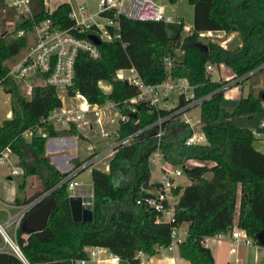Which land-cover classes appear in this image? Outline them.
Wrapping results in <instances>:
<instances>
[{
	"label": "trees",
	"instance_id": "16d2710c",
	"mask_svg": "<svg viewBox=\"0 0 264 264\" xmlns=\"http://www.w3.org/2000/svg\"><path fill=\"white\" fill-rule=\"evenodd\" d=\"M177 0H169L175 3ZM193 6L191 31L169 36L163 21L137 20L119 16L120 41H101L100 56L91 58L79 51L74 63L73 84L67 95H84L91 103L112 100L120 112L128 114L119 121L116 140L132 136L130 142L115 146L107 172L92 168L93 200L91 221L75 222L71 218L69 193L65 178L69 171H59L45 152L48 138L64 135L81 137L75 126L54 129L46 119L61 107L58 90L51 85L35 84L30 96H21L18 83L7 76V61L28 44V34L35 24L49 19L52 26L68 29L71 6L63 2L55 9H46L43 0H30L31 16L20 17L12 36L0 31V87L11 95V118L0 124V149L10 146L23 170L19 189L37 180L41 189L33 195L16 200L25 204L53 188L49 197L55 207L44 229L26 233L22 222L16 228L15 241L29 264H72L86 257L87 246H102L129 264H141L138 251L152 256L171 241L174 226L186 224V236L178 244L179 255L191 264H216L211 251L202 244L204 237L223 234L233 229L235 218L239 229L246 231L258 244L256 235L264 229V153L253 146L252 130L240 127L233 116L253 117L263 108L261 90L242 96L235 108H222L225 86L229 81H214L208 64H225L232 68L235 84L250 72L264 65V0H188ZM16 11L0 0V28L12 21ZM24 30L26 34L18 36ZM207 31L239 32L242 42L234 49L203 41L199 33ZM71 32L87 38L90 31ZM181 53L178 55L177 51ZM167 61L171 63L167 65ZM134 68L147 85L170 79L185 78L192 86L193 97L178 95L171 108L151 105L146 100L130 103L138 94L137 86L117 77L120 69ZM107 81L111 91L105 93L98 85ZM200 99L198 125L205 136L202 144L187 145L189 125L169 132L170 124L193 100ZM133 109V110H132ZM163 121L157 124L158 119ZM164 130L159 144L155 134ZM47 131L46 136L37 133ZM29 137H27V135ZM159 150L169 165H181L190 180L184 187H175L172 222L157 221L159 213L143 199V185L150 180V156ZM90 157V156H89ZM189 160L197 165L186 166ZM80 163H76L75 167ZM181 193L179 194V192ZM0 264H24L11 250L0 251Z\"/></svg>",
	"mask_w": 264,
	"mask_h": 264
},
{
	"label": "built area",
	"instance_id": "2783aa9c",
	"mask_svg": "<svg viewBox=\"0 0 264 264\" xmlns=\"http://www.w3.org/2000/svg\"><path fill=\"white\" fill-rule=\"evenodd\" d=\"M43 2L45 6L48 4V0H43ZM5 3L13 7L16 14L20 17L31 16L30 0H5ZM96 16L102 20H95L94 17ZM119 16L149 21L168 22L172 20V18L166 14V5L160 4L155 0H98V10L94 14L85 15L82 12L80 15H77L73 10L70 11L69 17L74 21V26L71 28H55L52 26L49 19L35 24L33 30L30 32L32 35L31 40L28 42L23 56L19 61L10 66L7 76L13 78L17 82L18 79L26 77L28 71L32 69L42 77V84L54 86L57 90L63 89L67 94L68 88L73 84L74 63L78 52L84 51L94 59L100 56L98 45L94 44L88 37L81 38L76 36L71 32V29L74 28L78 32L90 31L89 33L97 36L100 41H120ZM24 34H26L24 30H20L17 33L18 36ZM167 65L170 66L171 63L167 61ZM119 71H128L129 74L119 77ZM117 77L137 86L138 94L129 99L130 103L146 100L151 105L159 106L163 101L162 97L167 96L166 94L172 91L183 94L186 99L193 97L192 86L185 78L175 80L166 79L156 85H147L138 77L134 68L118 70ZM31 89L32 85H27L25 89V94L27 96L31 95ZM159 89L163 92L162 96ZM72 97L78 100V104L68 108L59 107L54 109L46 119L49 124L52 126L57 124L62 129L70 127L72 124L76 127L94 125L98 128V132L102 137H107L110 135V132L107 130L105 124L109 112H114L118 121H127L129 119V115L120 112L117 108V104L112 100H106L103 103H91L79 92H75ZM199 102L200 99L193 100L189 106L196 105ZM262 106H264V102ZM162 121V118L158 119L157 124L160 125ZM187 122L190 125L192 133L186 138L185 143L187 145L204 143V134L202 132L201 134L194 133L190 120H187ZM262 125L264 126V121ZM252 133L254 137L258 136L254 131H252ZM163 134L164 130L160 127L155 134L158 144ZM40 135L46 136L47 133ZM131 138L132 136H128L120 141H117L115 138L114 146L119 143H128ZM11 155L12 151L9 145L0 149V164L7 162ZM160 156L161 153L157 149L150 156V160H157ZM99 161V155H91L78 166H73L69 170L70 173L65 178V180H68L67 191L69 196L78 195L76 189L81 183L75 179L77 174L82 170L91 172L94 165ZM11 174H23V170L12 169ZM179 175H181L180 170H174L172 172L161 167V181L157 185V194L154 197L143 196V199L159 213L157 221L172 222L174 220L173 211L175 201L173 199L172 190L176 187L174 176ZM53 188L25 203L20 212L10 218L5 224L0 223V236L9 245L11 251L20 258L24 264L29 263L23 256L15 239H11L5 229L7 226L11 225L17 228L30 211L45 201ZM82 196H88L90 202L86 205L90 206L93 200V191L87 190ZM179 228L180 226H174L172 228L171 241L166 248L173 249L184 241L186 231H184L182 235H179ZM231 235L235 241H242L246 245H257V247L261 248L264 260V246L257 244L246 231L234 229ZM85 251L86 257L73 260L72 264H94L93 262L119 264L120 262V258L116 254L102 246H87ZM144 255L143 251H138L136 254L141 264L144 261Z\"/></svg>",
	"mask_w": 264,
	"mask_h": 264
},
{
	"label": "crops",
	"instance_id": "0c3cea01",
	"mask_svg": "<svg viewBox=\"0 0 264 264\" xmlns=\"http://www.w3.org/2000/svg\"><path fill=\"white\" fill-rule=\"evenodd\" d=\"M72 1L73 0H59V1L48 0V4L45 7L47 10L51 11L55 9L59 4L66 2L70 4L71 10H73L77 15H80L83 11L84 1L75 0L77 3L76 5H78V11L74 9L75 7ZM199 36L201 37L216 36L219 39H221V41H219L218 44H220L222 47L226 49H231L232 47L231 45L233 43L239 44L242 41L238 32L227 33L225 31H207V32L199 33ZM207 69L210 73V78L214 81L228 80V79L230 80V82H228L225 86L224 100L221 105L223 110L227 112L232 111L235 108V106L238 104L240 98L242 96H245L241 94L242 91L239 92L238 88L242 90L245 81H249L248 80L249 78L251 79L248 83L249 85L248 92L251 90L255 95H257L261 90H264V65L262 66L261 70L257 72L249 73L247 75V78H244V77L240 78L238 80L240 81L239 84H235V80H232L234 76V71L231 69V67L225 64H219V65L208 64ZM216 70L218 72L219 78H217V76H214V73H215L214 71ZM222 76H227V78L222 79L221 78ZM169 79L170 78H168L167 80ZM98 85L105 93H109L111 91V85L107 81H99ZM232 87H234V89H232ZM67 96L69 98L72 97L69 95ZM167 99H168V96L162 97L163 101H162V104H159V106L165 107V108H171V107L166 106ZM61 101H62V98H61ZM232 103H233V107L231 108ZM61 107L68 108L71 106L64 104L62 101ZM195 107L199 108L198 105L191 106V108L185 110L179 116V122L170 124L168 127L169 132L170 133L175 132V131L180 132L182 128H184L182 124L189 125L187 120H190V123H191V117H189L188 114ZM11 116H12V111L10 108L6 111L4 118H2V120L0 121V124L2 123L4 119L11 118ZM232 119L238 126L249 128L258 134V136H255V139L253 141V146L260 152L264 153V126L262 125V122L264 121V106L260 112L256 113L251 118L243 115V116H233ZM72 125L75 126L74 124ZM118 125H119V121L117 120L115 113L112 111L109 112L105 126L107 127V130L110 132V135L107 137L111 138L112 142H111V145L107 147H104V145L101 142L95 141L94 135L92 134V132H94V130H97L98 132V128L96 126L94 125L82 126V127L75 126L77 131L80 133L81 137L77 135H64V136L48 138L45 144L46 155L49 157L50 162L61 172L69 171L73 166H75L76 163H81L82 161L89 158V156L91 155H95V156L99 155L100 161L94 165V168L107 172L109 170V160L113 156L114 151H115V146H114L115 138H116L115 132L118 128ZM109 126L110 127L114 126V127L112 129H109L108 128ZM53 127L54 129H57V130L62 129L57 124L53 125ZM68 128L69 127L63 128V129H68ZM38 133L45 134L47 133V131L45 129H40L38 130ZM99 136L101 138H106V137H102L101 135ZM188 162L190 163L191 166L199 164V162L195 160H189ZM102 165H104V167H102ZM8 179H11V177H8ZM189 182L190 180L187 177V180L185 182L176 183L175 186L184 187L187 184H189ZM31 184L29 183L27 187L23 190H26L27 188L31 190ZM148 185L150 187L151 185L150 180H149ZM80 186H82V184ZM80 186L77 187L76 189V192L78 193V195H82L83 193H86L87 190H92V186L91 188H87V189H82ZM40 189H41V186L40 188H38V190ZM181 191L182 190H180L179 194L181 193ZM31 193L32 191H30L26 197H29L34 194V193L31 194ZM143 196H145V192L143 193ZM178 196L179 195L177 196L173 195V199H175V202L177 201ZM17 199L22 201L20 198L16 196V190L14 188L10 189V192L6 198L0 199V202L3 205V207L1 208L3 209L5 208V210L7 209L8 211V217L4 219L2 224H5L10 218L17 215L22 209L24 204H20L16 202ZM9 210H13L14 214L10 215ZM236 220L237 219L235 218L233 229L223 234H216L213 236L204 237L202 244L210 249L213 259L216 264H264L261 248L257 247V245H246L242 241H235L232 238V235H231L232 231L234 229H239L237 226ZM180 227L184 228L183 232L187 230L186 224H183ZM179 230H178V233H179ZM15 231H16V228L14 226V235H15ZM179 235H182V234H179ZM7 246L9 245L0 236V251H7L8 250ZM93 263L94 264H109L107 262H93ZM142 264H191V263L179 255L178 246H175L173 249L162 247L159 249L157 254L152 255V256H148L145 254L144 261Z\"/></svg>",
	"mask_w": 264,
	"mask_h": 264
},
{
	"label": "rangeland",
	"instance_id": "374dc122",
	"mask_svg": "<svg viewBox=\"0 0 264 264\" xmlns=\"http://www.w3.org/2000/svg\"><path fill=\"white\" fill-rule=\"evenodd\" d=\"M83 1H84L83 3L84 6H83L82 12L85 15H91L97 12L98 0H83ZM155 1H157L160 4L166 5V14L172 18L171 21L165 22V29L169 36H173L177 34L178 32H180L182 36H186L191 31L194 11H193V6L189 4L188 0H177L175 3H170L169 0H155ZM72 3L75 7L74 9L78 11V5H76L77 4L76 1L73 0ZM94 19L102 20L97 16L94 17ZM18 21H19V15L16 14L12 21L7 22L3 27L0 28V31L4 32L6 34V37L10 38L12 34L14 33L13 32L14 27H15L16 22ZM238 34L241 38V35L239 32ZM31 36H32L31 33H29L28 42L31 40ZM200 38L203 41L210 40L214 43H218L219 41H221V39H219L216 36H213V37H210V36L201 37L200 36ZM239 44L233 43L231 45L232 47L230 46L231 50L236 48V46H238ZM24 52H25V49H23L15 57L9 59L7 61V65L12 66L14 63L19 61L21 57L23 56ZM177 53L178 55H180L181 51L178 50ZM214 72H215L214 76H217V78H219L217 70ZM128 74H129L128 71L118 72L119 77L127 76ZM221 78L226 79L227 76H222ZM250 79L251 78H249L248 80L250 81ZM249 81H245L242 90L238 88L239 92L242 91L241 93L242 95L247 94L249 90V85H248ZM17 83H18L19 94L21 96H24V95L26 96L25 89L27 85L40 84V83H43V80L38 73L34 72V70L31 69L26 74V77H24L23 79H18ZM232 89H234V87H232ZM159 91L162 96L163 92L161 91V89H159ZM58 93H59V96L62 98V101L64 104L68 106H72V105L75 106L76 104H78V100L72 97L69 98L63 89H58ZM166 95L168 96L166 106L167 107L175 106L178 102L179 93L172 91V92L167 93ZM232 107H233V103L231 105V108ZM10 108H11V95L9 93H6L0 87V121L2 120V118H4L6 111ZM188 116L191 117V124L193 126V132L196 134H201V131L198 125L199 108L198 107L193 108L191 112L188 114ZM113 127L109 126L108 128L112 129ZM96 132L97 130H94V132H92V134L94 135L95 141L101 142L104 145V147L111 145V142H112L111 138L109 137L101 138L99 136L100 135L99 132H97V134ZM26 135L27 137H29L28 134ZM188 165H190L189 162H187L186 166ZM102 167H104V165H102ZM149 167H150V184L151 185L148 189H145L144 191L145 197H154L157 194V184H159V182L161 181V167H164L167 170L172 171V172L174 170L181 171V176H174L175 184L180 183V182H185L187 180V176L181 165H168L162 156H160L157 160H150ZM12 169H21V167L18 165L17 157L13 154L9 157L7 162H5L4 164H0V199L6 198L11 188H14L16 190V196L20 198L21 200H23L29 194L30 191H32L31 194L38 191V188H40V184L37 180L32 181L31 190L28 188L26 190L19 189V184L22 183L24 179L23 174L12 175L11 174ZM8 177H11V179H8ZM75 179L82 184V186H80L82 189L91 188L92 186L91 172L88 170H82ZM1 207H3V205L0 202V223H3L4 219L8 217V211L7 209L5 210V208L3 209ZM9 211H10V215L14 214L13 210H9ZM183 229H184L183 227H180V230L178 229L179 234H183ZM5 230L8 233V235L11 237V239L14 240L15 239L14 226L13 225L8 226L6 227ZM7 249H8L7 251L11 250L9 246H7Z\"/></svg>",
	"mask_w": 264,
	"mask_h": 264
},
{
	"label": "water",
	"instance_id": "95a60500",
	"mask_svg": "<svg viewBox=\"0 0 264 264\" xmlns=\"http://www.w3.org/2000/svg\"><path fill=\"white\" fill-rule=\"evenodd\" d=\"M88 38L96 45H99L101 41L93 34H89ZM261 98L264 99V91L261 93ZM149 185L144 184L143 189H148ZM90 202L88 196L71 195L69 196V206L71 211V218L75 222L91 221L93 214L90 207L86 204ZM55 198L49 197L43 201L32 211H30L22 220V228L26 233H34L41 231L45 228L49 214L55 207ZM256 239L259 245L264 246V229L256 235ZM119 264H129L126 260H120Z\"/></svg>",
	"mask_w": 264,
	"mask_h": 264
}]
</instances>
